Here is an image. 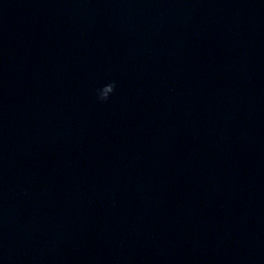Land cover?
Here are the masks:
<instances>
[{"label": "water", "instance_id": "1", "mask_svg": "<svg viewBox=\"0 0 264 264\" xmlns=\"http://www.w3.org/2000/svg\"><path fill=\"white\" fill-rule=\"evenodd\" d=\"M73 264H264V0H129Z\"/></svg>", "mask_w": 264, "mask_h": 264}, {"label": "clouds", "instance_id": "2", "mask_svg": "<svg viewBox=\"0 0 264 264\" xmlns=\"http://www.w3.org/2000/svg\"><path fill=\"white\" fill-rule=\"evenodd\" d=\"M115 88H116L115 81L109 82L103 85L101 88H98L96 90L98 100L101 102L107 101L110 95L115 91Z\"/></svg>", "mask_w": 264, "mask_h": 264}]
</instances>
